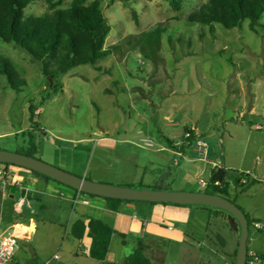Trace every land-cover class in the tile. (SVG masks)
<instances>
[{"label":"rangeland","instance_id":"1","mask_svg":"<svg viewBox=\"0 0 264 264\" xmlns=\"http://www.w3.org/2000/svg\"><path fill=\"white\" fill-rule=\"evenodd\" d=\"M71 1L63 0L61 8ZM99 1L111 26L105 47L117 48L94 66L81 65L62 74L56 92L48 90L53 78L45 76L38 63L0 40V55L9 58L26 81L17 93L0 76V150L25 152L33 135L37 159L71 174L87 175L91 181L204 192L206 186L199 180L207 183L208 171L201 173L199 164L186 167L181 157L172 154L169 146L181 144L172 137L183 135V127L198 124L202 139L216 154H231L244 147L249 132L262 136L264 15L256 32L245 21L229 30L216 24L211 33L208 27L184 20L207 0H176L179 11L166 0H126L127 5L124 0ZM128 5L137 13L138 24ZM50 11L45 0H34L24 15L38 17ZM157 25L166 31L158 51L147 58L138 37ZM31 106L38 110L34 112L38 126L30 123ZM256 125L263 129L256 131ZM143 138H149L153 148L140 146ZM5 168L9 177V167ZM37 214L35 222L42 234L41 220H50L55 213L38 209ZM203 218L195 223L201 230L198 220ZM230 228L226 235L233 238ZM55 232L53 238L64 236L63 230ZM195 238L189 244L200 245L209 254L203 234L197 232ZM120 241L113 238L112 256L121 251ZM39 245L45 254L60 252L43 239ZM179 250L178 244L159 249L161 264H186L179 259Z\"/></svg>","mask_w":264,"mask_h":264},{"label":"crops","instance_id":"2","mask_svg":"<svg viewBox=\"0 0 264 264\" xmlns=\"http://www.w3.org/2000/svg\"><path fill=\"white\" fill-rule=\"evenodd\" d=\"M187 129L193 131V142H190L189 145L186 144L184 134L177 133L172 138H179L180 146L177 143L169 146L171 153L181 157L186 167L199 164L201 173L208 171L210 178L212 170L216 168V165H219L225 170L243 173L251 180L250 186L242 193H238V188L232 184L229 185L228 193L230 201L233 200L234 204L253 221L252 228H250L252 231L249 230L248 233L247 249L264 257V230H257L253 226L254 223L264 224V132L259 138L251 136V132H249L242 149L231 154L220 153V151L216 154L214 148L202 139L198 124L191 128L183 127L182 132H184L183 130L189 132ZM262 129V126H255L256 131ZM197 140H203L207 144L206 161L199 159L195 149ZM8 171L10 174L8 180L11 186L4 190L0 185V229L6 230L17 226L21 235L18 250L9 264H41L54 255L59 257L55 264H127L139 241L148 246L146 255L151 264H161L163 254L159 249L163 250L166 245L170 248L171 245L176 244L180 246L181 250L179 251H182L181 255L179 254V259L186 264H233L234 262L233 255L238 246L239 234L237 231H239V227L237 223L234 224L237 229L231 225L232 221L227 212L215 211L199 205L176 206L147 202H125L118 212H113L108 209L106 201L102 198L89 197L63 189L53 182L46 181L17 167L11 166ZM77 175L87 177L81 173ZM15 184L17 186H14ZM12 187H16L14 203L9 204L7 209L16 214L29 216V220L27 223H12L5 226L2 223V210L7 200H12L9 198ZM24 188H26L25 191ZM38 209L41 211L49 209L55 213V217L52 219L45 220L43 218L41 220L40 227L45 231L42 234L35 222ZM60 214L62 217L59 216ZM199 217H205L198 220L203 226V230L195 224ZM88 218L102 219L108 222L115 231L125 235L122 238L115 234L111 239V243L114 237L121 239V251L118 256L111 255L110 243L105 261L92 260L88 255L91 245L88 229L81 240L70 236L72 225L77 220H84L87 224ZM228 226L232 229L233 238L226 235ZM189 229L192 231L190 232ZM59 230L64 231V236L53 238V233ZM197 232L202 233L204 240L208 242L209 254L201 251L198 248L200 245L193 247L189 244V241L196 242L195 233ZM50 236L51 239H49ZM40 239H43L44 244L49 246L50 243L55 244L60 252L56 251L51 255L45 254L39 247ZM71 259H75L76 262L70 263Z\"/></svg>","mask_w":264,"mask_h":264},{"label":"trees","instance_id":"3","mask_svg":"<svg viewBox=\"0 0 264 264\" xmlns=\"http://www.w3.org/2000/svg\"><path fill=\"white\" fill-rule=\"evenodd\" d=\"M33 1L0 0V40L15 49L23 51L31 61L40 65L41 71L45 76H51L53 78L52 86L48 82V90L53 89L56 92V80L70 69L81 65L94 66L98 60L107 57L117 48V46L113 48L105 47L111 26L104 16L99 0H72L67 8H61L63 0H45L51 10L50 12L38 17L31 16L26 18L24 11ZM166 1L173 10L179 11L181 9L178 1ZM124 2L127 5V1L124 0ZM127 7L131 11V17L134 23L138 24L137 13L129 5ZM263 15L264 0H207L199 8L187 14L184 20L190 24H199L203 27H208L211 33H213L216 24L229 30L240 28L245 21H248L249 29L252 32H256ZM165 31L166 28L164 26L157 25L139 34L140 51L145 57L149 58L158 51L162 35ZM0 76H4L8 82V87L17 93L26 86V81L21 78L13 62L2 55H0ZM35 111L37 109L31 106L29 120L31 125L38 126L39 124L34 122ZM31 128L35 130L33 126ZM187 130L191 133L189 141L193 142V131L191 129ZM32 139L33 135H31L30 145L27 151L20 153L36 158L38 148L32 142ZM0 165L17 167L11 164ZM29 172L75 193L102 198L79 192L42 174L33 171ZM251 183L249 177L243 173L215 168L211 172L209 181L206 183V190L203 193L219 195L230 200V194L228 193L229 185L232 184L237 187L238 193H242ZM136 188L163 190L161 188H151L142 183ZM102 199L106 201L108 209L113 212H118L121 205L125 202H138L110 198ZM231 202L234 203L233 200ZM11 203H14V199H8L3 207V225L27 223L29 216L16 214L7 209ZM160 204L182 206L174 203ZM207 208L225 212L220 209ZM244 215L247 219L249 233L253 221L247 214L244 213ZM86 229H88V237L91 239L88 255L92 260L98 262L105 261L113 235L118 234L122 238L125 237L124 234L115 231L108 222L95 218H88L87 224H85L84 220H77L71 227L70 236L76 240H81ZM147 249L148 246L142 241H139L135 251L129 257L127 264H151L146 255ZM236 252L237 250H235L233 255V264H235Z\"/></svg>","mask_w":264,"mask_h":264},{"label":"water","instance_id":"4","mask_svg":"<svg viewBox=\"0 0 264 264\" xmlns=\"http://www.w3.org/2000/svg\"><path fill=\"white\" fill-rule=\"evenodd\" d=\"M51 84L52 81L50 80V86ZM0 164H11L28 171H33L79 192L102 198L150 203H174L178 205H202L223 210L230 215L232 221L231 225L237 229V227L234 226V224L237 223L240 229L235 264H245L248 251L247 219L241 209L227 198L203 192L141 189L131 186H115L98 183L84 176L68 173L35 157L7 150H0ZM15 193L16 187H12L10 189L9 198L13 199Z\"/></svg>","mask_w":264,"mask_h":264},{"label":"built area","instance_id":"5","mask_svg":"<svg viewBox=\"0 0 264 264\" xmlns=\"http://www.w3.org/2000/svg\"><path fill=\"white\" fill-rule=\"evenodd\" d=\"M191 133H184V142L190 144ZM140 146L146 148H153L154 144L149 138H143L140 141ZM195 149L198 153L199 159L202 161L207 160L208 147L203 140H197L195 142ZM6 166L0 165V185L4 190L11 186V183L8 180V172H6ZM216 168H221L219 165L215 166ZM199 183L202 186H206V183L202 180H199ZM14 186H17L16 184ZM24 191L26 188L23 189ZM254 228L257 230H264V224L254 223ZM21 238L20 233L17 230V226H12L6 230L0 229V264H9L13 257L15 256L18 247L19 239ZM59 259L58 255H54L51 259L42 262L41 264H55ZM245 264H264V257L258 255L254 251H247Z\"/></svg>","mask_w":264,"mask_h":264}]
</instances>
